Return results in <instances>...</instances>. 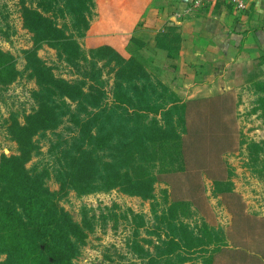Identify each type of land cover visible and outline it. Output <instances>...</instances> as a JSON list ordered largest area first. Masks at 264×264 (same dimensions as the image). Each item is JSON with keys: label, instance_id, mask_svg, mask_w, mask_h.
I'll return each mask as SVG.
<instances>
[{"label": "rangeland", "instance_id": "obj_1", "mask_svg": "<svg viewBox=\"0 0 264 264\" xmlns=\"http://www.w3.org/2000/svg\"><path fill=\"white\" fill-rule=\"evenodd\" d=\"M39 1L0 0V52L6 60L0 72V163L3 156L19 154L13 126L23 124L37 107L32 92L38 85L27 68V50L36 48L55 75L70 81L86 79L90 84V77L96 75L110 104L118 68L102 58L105 52L100 47H112L122 57L142 63L127 32L116 33L110 25L100 24L99 0H93L87 12L89 28L76 26L62 9L63 0L45 12L76 39L86 59L71 62L63 48L52 42L36 43L25 26L23 11L25 5L37 7ZM137 23L141 24V18ZM92 49L98 56H92ZM10 63L15 69L9 77ZM145 69L154 80L160 79ZM186 126L180 146L170 141L162 158L158 157L152 198L119 187L60 194V205L84 225L87 234L75 264H257L240 253H218L217 249L224 244L232 249H264V74L246 79L225 100L190 104ZM74 131L66 121L45 137L36 136L41 139V152L27 168L49 166L53 171L61 146ZM165 167L170 172H163ZM48 185L60 189L54 173ZM2 233L0 229V262H7Z\"/></svg>", "mask_w": 264, "mask_h": 264}, {"label": "trees", "instance_id": "obj_2", "mask_svg": "<svg viewBox=\"0 0 264 264\" xmlns=\"http://www.w3.org/2000/svg\"><path fill=\"white\" fill-rule=\"evenodd\" d=\"M59 1L40 0L37 7L25 5V26L33 32L36 43L50 41L63 48L67 60L79 62L87 58L79 43L45 14ZM63 1L62 9L74 18L76 26L89 28L87 12L93 0ZM178 30L176 24L166 25L158 35V45L178 51ZM131 40L143 45L135 38ZM100 50L105 52L102 58L115 62L118 68L111 104L96 75L90 77V84L86 79L70 81L55 75L36 48L27 50V68L38 85L32 92L37 107L25 116L23 124L13 126L11 134L19 154L3 156L0 163V229L4 250L9 253L7 262L0 264H75L87 234L84 225L60 205V194L119 187L126 193L152 198L158 179L153 168L158 157L162 158L170 141H178L180 146L188 107L202 101H183L162 80H154L138 59H126L108 46ZM92 56H98L96 50L92 49ZM3 57L0 52V72L6 64ZM13 68L10 63L9 77ZM66 121L75 131L64 141V147L60 145L53 171L49 166L27 168L26 164L41 152V139L35 137H45ZM163 172L170 170L165 167ZM52 173L59 190L48 185ZM227 246H219L217 252L240 253L264 264L263 248Z\"/></svg>", "mask_w": 264, "mask_h": 264}, {"label": "crops", "instance_id": "obj_3", "mask_svg": "<svg viewBox=\"0 0 264 264\" xmlns=\"http://www.w3.org/2000/svg\"><path fill=\"white\" fill-rule=\"evenodd\" d=\"M246 1L237 11L225 1L196 8L193 0H99L100 24L143 42L136 56L183 101L225 100L264 74V0ZM168 24L179 27L178 51L158 45Z\"/></svg>", "mask_w": 264, "mask_h": 264}, {"label": "built area", "instance_id": "obj_4", "mask_svg": "<svg viewBox=\"0 0 264 264\" xmlns=\"http://www.w3.org/2000/svg\"><path fill=\"white\" fill-rule=\"evenodd\" d=\"M217 1H225L228 4L232 5V7L237 11H241L247 8L246 0H193V6L196 8L204 7L207 4L217 2Z\"/></svg>", "mask_w": 264, "mask_h": 264}]
</instances>
